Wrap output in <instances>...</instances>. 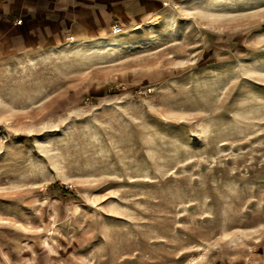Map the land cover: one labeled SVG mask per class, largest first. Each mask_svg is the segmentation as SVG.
Here are the masks:
<instances>
[{
	"label": "rangeland",
	"instance_id": "obj_1",
	"mask_svg": "<svg viewBox=\"0 0 264 264\" xmlns=\"http://www.w3.org/2000/svg\"><path fill=\"white\" fill-rule=\"evenodd\" d=\"M165 5L0 49V264H264V0Z\"/></svg>",
	"mask_w": 264,
	"mask_h": 264
},
{
	"label": "crops",
	"instance_id": "obj_2",
	"mask_svg": "<svg viewBox=\"0 0 264 264\" xmlns=\"http://www.w3.org/2000/svg\"><path fill=\"white\" fill-rule=\"evenodd\" d=\"M167 1L177 0H0V49L16 62L41 49L88 42L111 24L127 33L148 31L138 26L166 15Z\"/></svg>",
	"mask_w": 264,
	"mask_h": 264
},
{
	"label": "trees",
	"instance_id": "obj_3",
	"mask_svg": "<svg viewBox=\"0 0 264 264\" xmlns=\"http://www.w3.org/2000/svg\"><path fill=\"white\" fill-rule=\"evenodd\" d=\"M50 186L51 187H56V188L62 190L63 192H67L66 188H65V186L63 184L55 182V183L50 184Z\"/></svg>",
	"mask_w": 264,
	"mask_h": 264
},
{
	"label": "built area",
	"instance_id": "obj_4",
	"mask_svg": "<svg viewBox=\"0 0 264 264\" xmlns=\"http://www.w3.org/2000/svg\"><path fill=\"white\" fill-rule=\"evenodd\" d=\"M119 29H120V28H119L118 25H115V24H114V25L112 26V32H113V33H117V32L119 31Z\"/></svg>",
	"mask_w": 264,
	"mask_h": 264
}]
</instances>
